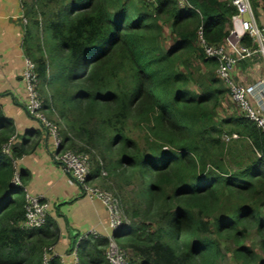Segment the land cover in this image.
Returning <instances> with one entry per match:
<instances>
[{
  "label": "trees",
  "instance_id": "1",
  "mask_svg": "<svg viewBox=\"0 0 264 264\" xmlns=\"http://www.w3.org/2000/svg\"><path fill=\"white\" fill-rule=\"evenodd\" d=\"M132 1L22 0L42 111L62 121V149L89 155L88 181L120 200L125 220L113 238L131 264H220L225 243L237 264H264V132L241 111L218 118L230 89L198 36L226 42L232 0ZM250 1L255 15L264 11V0ZM14 134L0 110V264H44L59 229L51 217L34 231L21 226L29 175L15 185L14 160L28 150L4 151ZM108 245L83 237L80 264H111Z\"/></svg>",
  "mask_w": 264,
  "mask_h": 264
},
{
  "label": "crops",
  "instance_id": "2",
  "mask_svg": "<svg viewBox=\"0 0 264 264\" xmlns=\"http://www.w3.org/2000/svg\"><path fill=\"white\" fill-rule=\"evenodd\" d=\"M24 13L22 0H0V110L15 128L12 149L25 144L28 150L14 160L16 171H27L29 175L24 192L42 196L49 202V217L59 229L54 248L63 252L88 234L97 231L109 237L113 230L109 228L110 213L104 202L83 194L77 183L55 163L47 130L27 112L29 93L21 76L27 58L24 38L28 19ZM254 17L264 27V11L254 13ZM263 74L264 59L259 56L243 58L235 71L236 79L243 83L255 82ZM42 103L46 106L44 96ZM47 112L44 110L46 116Z\"/></svg>",
  "mask_w": 264,
  "mask_h": 264
},
{
  "label": "built area",
  "instance_id": "3",
  "mask_svg": "<svg viewBox=\"0 0 264 264\" xmlns=\"http://www.w3.org/2000/svg\"><path fill=\"white\" fill-rule=\"evenodd\" d=\"M181 8L191 7L188 0H177ZM236 8V14L232 17V27L226 42L221 45L206 43L203 33L199 30V43L205 55L214 58L218 62L217 75L230 89L231 99L237 104L245 117L256 122L257 126L264 132V74L257 81L243 83L236 80L235 71L240 60L246 57L259 56L264 59V27H260L255 20L254 11L250 0H232ZM249 37L254 47L243 45L242 41ZM36 64L26 58V65L21 76L25 80L29 93V102L26 105L28 114L40 121L53 138L55 150L53 158L63 172L70 176L79 186L80 191L91 197L101 199L109 210V227L113 231L119 229L124 223L119 210L118 200L111 193L101 191L98 187L88 181L92 171V163L88 154L78 153L73 150L62 149L61 127L49 120L42 111V98L38 91V79ZM238 134L225 135L224 139L230 141L237 139ZM13 138L4 146V151L11 153ZM105 175V172L103 173ZM15 185H22L19 173L13 179ZM50 204L42 196L25 194V218L21 226L27 231H34L43 227L49 217ZM99 236L96 233H91ZM86 237V236H84ZM109 245L106 256L111 264H127L128 253L119 246L112 235L109 237ZM80 241L70 252L71 264H80L79 247ZM55 256L54 246L44 249L43 261L48 264ZM62 264H66L64 258Z\"/></svg>",
  "mask_w": 264,
  "mask_h": 264
},
{
  "label": "rangeland",
  "instance_id": "4",
  "mask_svg": "<svg viewBox=\"0 0 264 264\" xmlns=\"http://www.w3.org/2000/svg\"><path fill=\"white\" fill-rule=\"evenodd\" d=\"M140 2H141V0H133L129 4L132 5V7H133V6L139 5ZM166 32H168V31H166ZM169 39H170V36L167 37V41H169ZM191 87H192L193 90L196 89V85L193 84V83L191 84ZM38 91L40 93L39 87H38ZM40 95L42 97V94L41 93H40ZM240 111H241L240 108L237 106V104L229 96L228 101L219 109V111H218V118H226V117H229V116L233 115L234 113L240 112ZM47 114H48L47 115L48 117L50 116L49 117L50 119L53 118L50 115V112H47ZM51 121L55 122L56 124H58L62 128V124L63 123H61V122L59 123V121H57L56 119L51 120ZM143 134H144L143 132H139V131L138 132L137 131L135 132V136L138 137V139L141 141L142 144L144 143V140L142 139L144 137ZM49 139H50V145H51L50 147H51V152H52V157H53L54 152H55V150H54V148L52 146V144H53V138L51 136H49ZM106 172H105V175H104L105 178L108 177V175H107ZM105 181H106V183L109 184L108 179H105ZM95 186L98 187L101 191L103 190L105 192L111 193L114 196L113 192L108 191V190H105L104 187L99 183V181L95 184ZM131 189H132L131 186H125L124 187V190H123V193H131L130 192ZM115 198H117V197H115ZM117 200H118V204H119L118 210H119L122 218L124 219L123 212H122V209H121V206H120V200L118 198H117ZM51 211H52V209H51ZM109 228L111 229V227H109ZM95 233L101 235L97 231H95ZM101 236H104V235H101ZM257 242H258V237H257V235L254 232H252L251 235H250V237H249L248 243L250 245H253L254 247H256L257 246ZM222 248H223V252L225 253V256L222 258L220 264H237V262L232 258V245L230 243H225V244H223ZM70 249L71 248H67L63 252L57 250V252L55 251V255H58L59 257L64 258V261H65L66 264H71L72 257L70 255L71 253H69ZM131 260H132V258L128 257L127 264H131Z\"/></svg>",
  "mask_w": 264,
  "mask_h": 264
},
{
  "label": "clouds",
  "instance_id": "5",
  "mask_svg": "<svg viewBox=\"0 0 264 264\" xmlns=\"http://www.w3.org/2000/svg\"><path fill=\"white\" fill-rule=\"evenodd\" d=\"M252 5V4H251ZM237 80V79H236ZM91 183V182H90ZM115 231H113V233H114ZM112 236H113V234H112Z\"/></svg>",
  "mask_w": 264,
  "mask_h": 264
}]
</instances>
